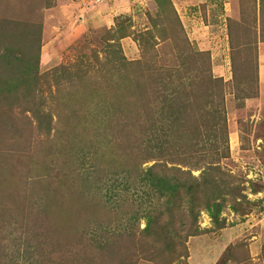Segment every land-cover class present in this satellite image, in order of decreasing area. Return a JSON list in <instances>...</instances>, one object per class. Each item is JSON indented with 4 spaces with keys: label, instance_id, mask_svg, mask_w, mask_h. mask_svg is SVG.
Listing matches in <instances>:
<instances>
[{
    "label": "rangeland",
    "instance_id": "obj_1",
    "mask_svg": "<svg viewBox=\"0 0 264 264\" xmlns=\"http://www.w3.org/2000/svg\"><path fill=\"white\" fill-rule=\"evenodd\" d=\"M74 1L0 0V264H264V0H207L196 31ZM155 162L220 167L218 221L202 185L144 230Z\"/></svg>",
    "mask_w": 264,
    "mask_h": 264
},
{
    "label": "trees",
    "instance_id": "obj_2",
    "mask_svg": "<svg viewBox=\"0 0 264 264\" xmlns=\"http://www.w3.org/2000/svg\"><path fill=\"white\" fill-rule=\"evenodd\" d=\"M157 1L159 4L157 7L158 8L157 11H164L163 3H169V5L172 7L174 13L176 14V19L178 20L181 29H184L182 21L179 17L178 12L175 9L173 3H172V1L171 0H157ZM29 25L31 28V23H29ZM126 35H129V34L127 33ZM123 36H125V34H123L121 37H123ZM119 46H120V43H113V44L109 43L107 45V47H111L113 49L114 53H116L118 56H120L121 55V48ZM9 48L13 49V47L11 45H9V47L6 48V52L1 56V58L4 56L7 57V52L11 51V50H9ZM122 62L124 64L128 63L126 61H122ZM0 63H1V61H0ZM28 77H29V75L28 76L25 75V78H28ZM212 78L215 80V82L222 80L221 77H212ZM100 86L98 87L99 89H100ZM106 90H111V89L107 88ZM108 92H110V91H108ZM216 136L217 135H214L212 132V138L210 139V141H214L213 139ZM158 165H160V164H158L157 162L150 165L147 169H145L143 171V173H141L142 175L140 177V179L144 183V185H148V187L150 188V189H148V191L146 190L147 192L145 191V194H147V199L152 200V204L150 205V211L146 210V213H144L145 214L144 216L147 218V224H146L144 230H148L150 227H153L155 224H157V221L154 217V213H158V212L160 213L161 211H163V209L170 211L174 207V204L176 205V202H178L179 204H182V197H184V196H185V199H184L185 202L190 203V204L195 202L196 204H199V202L202 201V197L200 196L199 186H202V185H204L205 187H207V186L210 187L209 189H211L213 191L212 195L205 200L206 201V209L209 211L213 220L215 222L218 221L223 203H222V200H219V201L217 200L216 197L218 196L217 195L218 193H216V192L219 191V187L222 184V182H221L220 178L211 176V172L216 171L220 167H217V165H210L207 168L203 169V172L201 174L202 178H199V176H194L193 174H191L190 171L189 172L187 171V173H189L188 178L184 177V179H182L181 178L182 176H180L178 173L177 174L180 177H177L174 174L169 175L168 173L159 172L158 168H157ZM178 169H179V167L177 168V171H178ZM216 188H218V189H216ZM235 190H237V189H234L233 191H232V189L227 190L224 193L230 194V193L234 192ZM150 191H152L153 194H156L157 197H159V196L162 197L161 207L156 206V204L153 202V198L150 195ZM214 191H216V192H214ZM222 195L220 194L219 199H224V197Z\"/></svg>",
    "mask_w": 264,
    "mask_h": 264
},
{
    "label": "crops",
    "instance_id": "obj_3",
    "mask_svg": "<svg viewBox=\"0 0 264 264\" xmlns=\"http://www.w3.org/2000/svg\"><path fill=\"white\" fill-rule=\"evenodd\" d=\"M60 1H63V0H59L58 4L60 3ZM71 1L75 3L74 0H66V5L70 6ZM97 1H99L101 8L103 7L104 10L109 11V13L113 15L129 14L130 11L135 9L137 6H140L138 4H142L144 6L143 7L144 11H156L158 7L157 0H97ZM171 1L176 11H178L181 21L183 22L184 26L187 27L189 31L197 30L196 27L200 23L198 20V16H199L198 14L201 13L200 11H205V9H207L208 10L207 14L211 15L210 11L212 10H211L210 5L206 4L208 2L207 0H171ZM57 5L49 6V8H46V11H63L64 10L63 9L64 7L60 8L62 7V5H64V3L59 6ZM92 9L94 10H91V9L90 10L93 11V13L95 14L94 18L96 19V5L95 6L93 5ZM213 21H215V19H213ZM215 23H220V21L215 22ZM204 25L205 26L212 25V27L214 28V25L212 24V22H209L207 24L204 23ZM262 73L263 72L261 71V76H262ZM262 79H263V76H262Z\"/></svg>",
    "mask_w": 264,
    "mask_h": 264
}]
</instances>
